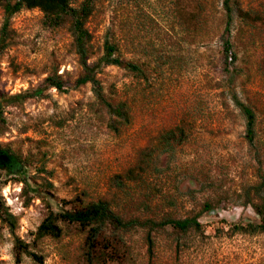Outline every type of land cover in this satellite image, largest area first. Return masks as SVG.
Here are the masks:
<instances>
[{"label":"rangeland","instance_id":"obj_1","mask_svg":"<svg viewBox=\"0 0 264 264\" xmlns=\"http://www.w3.org/2000/svg\"><path fill=\"white\" fill-rule=\"evenodd\" d=\"M238 1L260 19L234 14V59L227 65L222 0H94L85 24L88 61L97 62L108 43L114 56L145 71L141 77L118 65L99 66L105 94L125 101L130 112L117 132L90 84L75 83L82 67L68 23L48 28L37 8L11 17L0 91L30 94L54 71L66 86L2 106L0 147L19 157L22 168L0 170V193L17 218L16 234L43 261L23 255L16 262L13 235L0 222V264H79L84 233L74 225H65L58 239L34 241V231L47 212L43 197L82 192L85 200H108L124 218L198 215L202 224L201 231H153L150 257L146 231L136 227L124 233L125 258L107 264H264V233H229L230 225L259 221L246 201L264 173V0ZM234 96L256 114L253 144ZM175 125L185 138L167 151L158 135ZM145 146L157 148L142 178L122 191L113 187L111 176L132 166ZM24 177L26 183L16 180Z\"/></svg>","mask_w":264,"mask_h":264},{"label":"trees","instance_id":"obj_2","mask_svg":"<svg viewBox=\"0 0 264 264\" xmlns=\"http://www.w3.org/2000/svg\"><path fill=\"white\" fill-rule=\"evenodd\" d=\"M94 0H0V8L3 10V21L0 26V52L8 45L11 38L10 19L22 9L37 8L42 13V24L48 28H56L68 23L69 31L72 36V45L78 56L79 64L82 67L81 73L75 79L77 85L89 83L95 98L105 106L110 114L108 122L109 128L117 132L119 127L127 125L130 120V112L125 101H112L105 94L101 81L97 77L99 66L118 65L133 71L138 76H144L145 71L142 67L121 59L118 55L114 56L116 47L113 44H105V52L97 62H89V50L91 34L85 26L87 19L92 14ZM225 11V25L222 32V50L226 56L225 61L230 64L234 59L232 56L231 25L234 14L246 20L256 21L257 15H251L248 11H243L238 0H222ZM65 80L55 71L45 77L41 87L35 88L30 94H14L7 96L0 91V119L2 117V106L11 101L19 100L22 97L41 95L45 88L54 87L57 90H64ZM234 101L240 108L245 119V137L250 144H253L256 135V114L252 107L234 96ZM185 138L184 129L175 125L172 128L161 132L158 135V145L169 151L173 146L180 144ZM157 145V146H158ZM157 147L145 146L139 153L137 161L121 172L113 174L110 184L118 190H124L127 184L140 180L142 174L151 164L152 157ZM0 152L7 158L15 161L11 167L10 161L7 167L12 173H18L22 168V162L15 154L8 152L7 149L0 147ZM2 166L0 165V170ZM259 182L251 186L252 196H248L246 201L251 205L255 213L259 216L258 222H248L247 224H233L229 227V233L244 232L248 234L264 233V173H260ZM16 180L27 182L26 177L16 178ZM85 193L76 195L70 199L54 198L48 194L43 197L47 207V212L37 225L34 231V241L49 237L58 239L64 232L65 225H74L80 232L84 233L81 244V255L79 264H107L109 262L124 259L128 253V247L124 240V233L140 227L146 231L145 239L149 257L153 254L154 239L152 232L165 227L185 233L191 229L201 231L202 224L198 215L175 218L171 216L160 219L136 217L124 218L115 212L111 203L104 199L85 200ZM49 197H52L57 206H53ZM208 210L210 206H204ZM0 222L5 224L13 235V253L16 262H21L22 256L26 255L33 260L41 263L42 255L37 254L29 245L16 234L17 218L9 211L5 199L0 193Z\"/></svg>","mask_w":264,"mask_h":264},{"label":"flooded vegetation","instance_id":"obj_3","mask_svg":"<svg viewBox=\"0 0 264 264\" xmlns=\"http://www.w3.org/2000/svg\"><path fill=\"white\" fill-rule=\"evenodd\" d=\"M9 158H7L4 154H2V152H0V165L2 166V169H5V170H10L8 167H7V163L9 162Z\"/></svg>","mask_w":264,"mask_h":264}]
</instances>
